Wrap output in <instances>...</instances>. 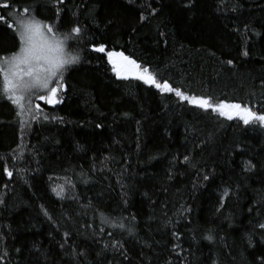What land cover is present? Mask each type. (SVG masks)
<instances>
[{"label": "trees", "instance_id": "16d2710c", "mask_svg": "<svg viewBox=\"0 0 264 264\" xmlns=\"http://www.w3.org/2000/svg\"><path fill=\"white\" fill-rule=\"evenodd\" d=\"M7 2L8 23L27 7L58 34L79 26L82 36L68 42L79 61L60 103L34 90L21 116L0 92V264H259L264 127L118 79L92 46L186 94L264 113V0ZM8 23L0 57L19 47Z\"/></svg>", "mask_w": 264, "mask_h": 264}, {"label": "snow or ice", "instance_id": "6c2138e0", "mask_svg": "<svg viewBox=\"0 0 264 264\" xmlns=\"http://www.w3.org/2000/svg\"><path fill=\"white\" fill-rule=\"evenodd\" d=\"M57 3L62 4L64 0H57ZM0 8L10 9L11 5L7 0H4L3 3H0ZM29 11L30 9L25 7L23 9L24 15L17 18L14 23H8L4 16H0V20L8 23V27L14 29L19 41L17 51L8 56L0 57V77H2L0 92L16 106L17 115L21 116L26 111L31 112V102L25 104V100L27 94L34 90L45 93L39 95L37 99L43 100L47 104L55 105L61 102L58 93L64 89L63 74L70 65L79 61V55L68 50V42L82 36V29L79 26L72 27L67 34L60 35L52 24L45 23L35 16H29ZM154 12L155 10H153V14ZM56 15L59 16V10H57ZM143 19L145 17L141 16V20ZM160 35L162 38L165 36L163 32ZM92 51L106 57L107 63L111 66V71L118 79L127 80L131 78L141 81L162 94H173L181 102H186L205 112L210 110L229 121L238 119L245 126L258 124L260 127H264V113L254 111L247 105L224 101L214 103L211 97L186 94L181 88L174 87L168 80L158 79L149 67L138 63L136 59L125 55L122 51L109 50L103 43L93 45ZM243 55L247 56L248 53L245 51ZM227 63L232 64V61L229 60ZM35 109L37 113L41 111L38 104L35 105ZM99 126L97 125V127ZM184 161H188L187 156L184 157ZM4 171L9 177L12 176V172L8 171L7 168ZM204 178L207 179L208 177L205 176ZM53 191L56 192L57 196H61L62 189L57 191L54 188ZM45 215H47L46 212ZM259 226L264 229V223ZM173 235L176 234L173 233ZM4 255L6 256L7 253ZM259 264H264V256L259 257Z\"/></svg>", "mask_w": 264, "mask_h": 264}]
</instances>
